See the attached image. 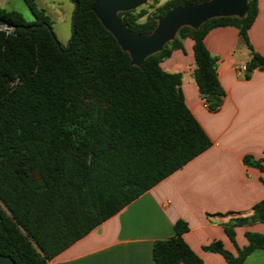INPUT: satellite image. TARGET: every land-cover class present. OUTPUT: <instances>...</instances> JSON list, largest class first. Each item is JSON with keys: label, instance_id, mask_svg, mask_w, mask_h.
Returning <instances> with one entry per match:
<instances>
[{"label": "trees", "instance_id": "1", "mask_svg": "<svg viewBox=\"0 0 264 264\" xmlns=\"http://www.w3.org/2000/svg\"><path fill=\"white\" fill-rule=\"evenodd\" d=\"M75 1V34L66 46L57 45L35 0H23L32 22L0 7V254L15 264H47L211 146L185 104L181 74L160 66L182 49L183 39L193 41L192 76L210 112L224 97L216 59L204 44L210 30L235 27L249 50L247 72L264 71V57L247 37L257 0H248L243 18L181 28L141 67L95 17L96 0ZM204 1L149 0L119 15L132 33L146 34L172 9ZM243 163L264 172V157L245 156ZM253 210L250 218L223 226L236 255L220 241L203 249L227 264H243L254 250H264L262 234L246 233L242 248L235 243L236 226L264 222V200ZM173 230L171 238L153 244L155 264H203L183 239L186 223L175 222Z\"/></svg>", "mask_w": 264, "mask_h": 264}, {"label": "crops", "instance_id": "2", "mask_svg": "<svg viewBox=\"0 0 264 264\" xmlns=\"http://www.w3.org/2000/svg\"><path fill=\"white\" fill-rule=\"evenodd\" d=\"M167 1L160 0V5ZM35 2L47 11L43 0ZM14 3L25 5L23 0H0V7L14 10L8 8ZM60 10L62 14L67 12L71 26V9L65 10L62 5ZM247 37L254 52L264 57V0H257V15ZM181 43L182 49L172 51L160 66L166 72L181 74L185 104L211 146L47 264H155L153 244L171 238L177 221L186 223L183 239L203 264H227L220 254L203 249L214 241L236 255L223 226L235 219L250 218L254 206L264 200V172L243 163L245 156L264 157V71L235 70V66H247L250 60L235 27L210 30L204 44L216 59L224 91L221 106L210 112L203 106L192 76L193 41L185 38ZM234 232L235 243L242 248L247 245L246 233L264 235V222L242 224ZM243 264H264V250H254Z\"/></svg>", "mask_w": 264, "mask_h": 264}, {"label": "water", "instance_id": "3", "mask_svg": "<svg viewBox=\"0 0 264 264\" xmlns=\"http://www.w3.org/2000/svg\"><path fill=\"white\" fill-rule=\"evenodd\" d=\"M70 1L74 5L70 38L72 41L79 4L75 0ZM148 1L96 0L91 7L95 17L114 37L120 48L128 53L131 64L136 67H141L147 57L162 51L166 44L176 38L181 28L189 27L196 30L214 18H243L248 10V0H207L196 4H186L159 17L150 33L134 34L123 24L119 14L136 10ZM57 45L59 46L58 42ZM208 99L212 100L213 95H209ZM0 264H15V262L9 256L0 254Z\"/></svg>", "mask_w": 264, "mask_h": 264}, {"label": "rangeland", "instance_id": "4", "mask_svg": "<svg viewBox=\"0 0 264 264\" xmlns=\"http://www.w3.org/2000/svg\"><path fill=\"white\" fill-rule=\"evenodd\" d=\"M46 4L45 12L49 17V21L51 24L52 32L55 36V39L61 46H66L70 42L71 38V26L69 24V19H67V12L62 14L60 8L62 5L65 6V10L71 9V13L73 10V5L70 0H43ZM38 8H44L40 4H37ZM17 12H19L25 21L32 22L33 17L30 12L26 9L25 5L22 4H13L11 7Z\"/></svg>", "mask_w": 264, "mask_h": 264}, {"label": "built area", "instance_id": "5", "mask_svg": "<svg viewBox=\"0 0 264 264\" xmlns=\"http://www.w3.org/2000/svg\"><path fill=\"white\" fill-rule=\"evenodd\" d=\"M235 70L236 71H244V70H246V66H235ZM201 101H202L203 106L206 108V105H207L206 98L201 97Z\"/></svg>", "mask_w": 264, "mask_h": 264}]
</instances>
